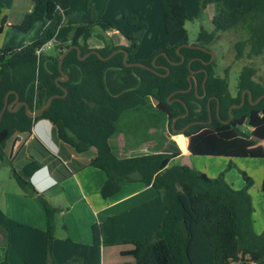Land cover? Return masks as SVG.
Listing matches in <instances>:
<instances>
[{
    "label": "trees",
    "instance_id": "16d2710c",
    "mask_svg": "<svg viewBox=\"0 0 264 264\" xmlns=\"http://www.w3.org/2000/svg\"><path fill=\"white\" fill-rule=\"evenodd\" d=\"M216 1L200 0L201 8ZM70 2L33 0V9L14 27L26 32L38 21L55 19L54 28L27 44L0 48V111L10 90L17 92L19 100L25 101L30 110L43 105L53 94H63V88L67 90L65 96L53 98L36 117L28 116L24 105L14 111L5 109L0 119V161L9 158L6 145L11 138L21 133L30 134L36 121L47 119L55 128L57 138L75 152L95 149L96 154L89 165L105 173L106 178L100 187L103 198L116 194L122 182L140 181L157 190L163 206L158 229L143 241H134L133 247L121 251L122 255H131L135 264H264V227L260 233L253 229L254 208L247 192L252 179L244 171H239L245 185L234 189L224 178L226 169L232 167L231 160L225 170L209 177L189 165L171 163L180 151H161L158 148L141 154L119 155L114 150V141L120 132L119 120L125 113L148 109L151 112L146 113V118L150 123L157 126L167 122L171 134H178L172 130L171 122L185 112L183 102L189 113L175 121L176 129L195 120L206 121L207 100L212 96L209 102L211 123L189 126L175 137L179 143L185 139L179 146L185 149L187 141V149L192 155L264 159V147L260 143L264 141V97L258 103H252L264 94V77L258 76L257 67L243 64L234 95L228 86V70L220 75L215 71L217 63H202L201 60L209 59L205 51L181 47L179 53L184 56V62H168L167 58L175 62L180 60L176 47L188 42L186 35L173 45L157 41V48L149 59H139L136 52L146 24L134 14L124 13L127 23L136 30L125 34L128 46L114 45L105 34L112 23L96 15L92 0H85L83 22L68 29L67 42L56 44L52 52L37 53L40 47L53 39L54 30L62 23ZM162 19L165 32L175 33L188 19L186 7L180 0H165ZM211 23L213 30L210 33L199 32L193 43L212 45L220 33L242 26L246 28L247 36L234 43L235 60L251 62L261 58L264 61V0H240L239 6L233 10L220 7ZM69 45H78L81 56L92 50L107 56L117 48H124L128 52L127 62L140 61L147 65H151L156 54L164 52L166 56L159 55L155 63L167 66L169 72L166 74L164 68H157L154 72L141 66H126L122 52L107 60L100 59L95 53L80 59L77 50L71 49L62 61V71L67 79L58 81L57 78L62 77L58 68V59L63 51L60 46L66 48ZM192 58L191 69L205 68L208 72L204 89V72L198 71L195 74L198 91L178 92L189 86L187 63ZM244 89L250 91L251 100L246 92L244 104L230 109L231 105L241 102ZM204 91L205 96L200 98ZM172 92L175 93L170 95ZM14 98L15 94L10 93L7 102ZM229 112L232 113L231 119L223 122L229 118ZM245 122L251 129L242 130ZM43 154L53 158L46 152ZM13 175L22 192L36 197L44 210L45 264H64L55 261L51 253L53 220L59 208L49 202L43 191L33 186L28 176L25 178L17 171H13ZM261 193L264 205V167ZM91 231L93 244L100 245V225L93 224ZM88 250L87 244L76 242L74 259L81 262L88 256ZM0 254L1 263L7 264L2 246Z\"/></svg>",
    "mask_w": 264,
    "mask_h": 264
},
{
    "label": "crops",
    "instance_id": "0c3cea01",
    "mask_svg": "<svg viewBox=\"0 0 264 264\" xmlns=\"http://www.w3.org/2000/svg\"><path fill=\"white\" fill-rule=\"evenodd\" d=\"M92 4L98 17L111 21L112 26L105 31L111 42L128 46L125 34L134 33L136 28L127 23L123 14L133 9H128L124 0H92ZM210 4L215 5L211 9L216 13L222 7L218 1ZM33 5V0H0V48L27 44L54 28L55 19L38 21L26 32L14 27ZM84 10L85 0H71L45 51L51 52L56 44L68 41V29L83 22ZM6 152L10 158L23 156L20 168L29 170L27 176L33 186L59 208L53 220L51 253L55 261L64 264H135L131 255H122L121 251L133 247L134 241H143L158 229L163 206L155 188L140 181L122 182L116 194L103 198L100 187L105 173L89 165L96 154L95 149L75 152L57 138L55 128L47 119L36 121L30 134L21 133L11 138ZM45 152L53 158L46 157ZM194 156L198 155L190 154L186 141V152L180 150L178 163H184L186 159L198 170L191 161ZM233 159L238 158H231V161ZM4 203L6 213L5 218L0 216V246L4 248L7 264H45L46 217L40 202L19 191L9 193ZM95 223L101 228L100 245L93 244L91 227ZM76 242L89 247L88 256L81 262L73 257ZM1 260L0 254V264H3Z\"/></svg>",
    "mask_w": 264,
    "mask_h": 264
},
{
    "label": "rangeland",
    "instance_id": "374dc122",
    "mask_svg": "<svg viewBox=\"0 0 264 264\" xmlns=\"http://www.w3.org/2000/svg\"><path fill=\"white\" fill-rule=\"evenodd\" d=\"M165 0H124L127 2L129 11L141 19L147 25V29L143 32L139 42V50L136 54L139 59L147 60L153 50L157 48V41L167 44H175L179 42L184 35L188 37V42L192 43L196 40L199 32L205 31L210 33L213 30L211 19L215 10V5H208L201 8L200 0H181L186 6L188 19L185 21L182 29L172 34H167L163 27L162 6ZM225 10H233L240 4V0H218ZM212 6V7H211ZM212 8V9H211ZM216 13V12H215ZM247 36L245 27L237 26L227 32H222L212 45L218 48L217 66L221 75L223 70L227 69V80L229 90L232 94H236L237 78L243 64H253L257 67L258 76L264 77V61L257 58L251 62L247 60H235L233 45L237 40ZM53 51V50H52ZM51 51V52H52ZM151 112L148 109L142 111L125 113L119 120L120 132L115 139L114 150L119 155H135L156 149L161 151H180V144L176 141L178 134H171L168 129L167 122H162L157 126L150 123L146 118V113ZM208 121L203 124H210ZM242 130H247V122L241 126ZM165 137H164V136ZM185 140V139H184ZM183 140V141H184ZM180 142L181 144L183 143ZM264 147V142H261ZM94 150V148H93ZM91 151L88 152L90 154ZM29 153V152H27ZM22 155L15 158H6L0 161V216L5 218V197L9 193L22 191L13 171H17L21 176L27 178V168L21 169ZM179 157H175L173 162L178 163ZM231 159L212 156H194L191 161L194 166L204 172L209 177L217 176L221 171L225 170ZM232 167L226 169L224 178L234 188L241 189L245 182L239 171H244L251 179L252 185L247 190L254 212L252 214L253 229L256 233H260L264 227V205L262 201L261 182L263 177V158H238L233 159ZM237 264V263H232Z\"/></svg>",
    "mask_w": 264,
    "mask_h": 264
},
{
    "label": "water",
    "instance_id": "95a60500",
    "mask_svg": "<svg viewBox=\"0 0 264 264\" xmlns=\"http://www.w3.org/2000/svg\"><path fill=\"white\" fill-rule=\"evenodd\" d=\"M182 46H184V47H190V48H198V49L205 50V48H204L203 46L198 45V44H192V43H188V42H187V43H184V44H181L180 46H178V47L176 48V52H178V54H180V56H181L180 61L175 62V61H172V60H170L169 58H167V60H168V62H169L170 64H179V63H182V62L184 61V56H183L181 53H179V49H180V47H182ZM60 49L63 50V51H62V53L60 54L59 59H58V68H59V71H60L62 77L59 76V77L57 78L58 81H65V80L67 79V75L62 71V61H63L64 56H65V55H66L71 49H76V50H77V54L79 55V58H80V59H84V58H85L88 54H90V53H95L100 59H102V60H107V59H109L110 57H112L115 53L122 52V53H123V62H124V64H125L126 66H141V67H143V68H147V69H149V70H151V71H154V72H157L156 69L159 67V66L155 63L156 58H157L159 55H164V56H166V54H165L164 52H160L159 54H156V55L153 57V59H152V61H151V65H147V64H145V63H143V62H140V61L127 62V55H128V52H127V50L124 49V48H117V49L113 50L112 52H110L107 56H102V55H100V53H99L97 50H92L91 52H88V53H86V54H84V55L81 56V55H80V48H79L78 45H69V46L66 47V48H63L62 46H60ZM191 61H192V60H190V61L188 62L189 75H188L187 78H188L189 86H188V88H186V89H183V90H177L178 92H186V91H189V90L192 88L193 85H194L195 92H197V80H196V78H195L196 70H192V69L190 68ZM162 67L166 70V74H167V73L169 72V68H168L167 66H162ZM203 71L205 72V76H204V79H203V82H202V85H203V87H204V83H205V81H206V79H207L208 72H207L205 69H203ZM163 75H165V74H163ZM63 91H64L63 94H61V95H59V94H53V95H51L50 97L47 98V100L45 101V103H44L43 105H41L40 107H38V108H36V109H34V110H30L28 104H27L25 101H21V100H19L18 93L15 92L14 90H10V91L7 92V94H6V96H5V103H4V106H3L2 110L0 111V119H1L2 113L5 111L6 108H8L9 111H14V110H16L20 105H24V107H25V111H26V114H27L28 116H30V117H36V116H38L39 114H41V113H42V112H43V111L49 106L50 101H51L53 98H55V97H59V96H65L66 93H67V90H66L65 88H63ZM247 91L249 92V94H248V99L251 100L252 95H251V93H250L249 90H247ZM10 93H14V94H15V98H14V100H13L12 102H9V103H8V102H7V99H8V95H9ZM174 93H175V92H172L170 95H172V94H174ZM263 97H264V94L258 96L254 101H252V103H253V104L258 103ZM243 102H244V91L242 92V95H241V102H240L239 104H233V105L230 107V109L241 106V105L243 104ZM183 105H184V107H185V112H184L183 114H181V115H178V116L174 117V118L172 119V122H171L172 130H173L175 133H183V132L185 131V129H187L189 126H191V125H193V124H197V123H206V122H208V121H210V122L212 121V118H211V116H210V111H208V112H209V118H208L207 121H192V122H189L187 125L183 126L182 128L176 129V128L174 127V123H175V121H176L178 118H180V117H185V116L188 114V112H189V109H188L187 105H186L184 102H183ZM208 108H209V106H208ZM217 116H218V114H217ZM231 117H232V113L229 112V118H228L227 120L223 121V122H228V121L231 119ZM182 135H183V134H182ZM182 164H186V165H189V166H190L189 161L186 160V159H185L184 163H182Z\"/></svg>",
    "mask_w": 264,
    "mask_h": 264
},
{
    "label": "flooded vegetation",
    "instance_id": "af4514ba",
    "mask_svg": "<svg viewBox=\"0 0 264 264\" xmlns=\"http://www.w3.org/2000/svg\"><path fill=\"white\" fill-rule=\"evenodd\" d=\"M187 43V42H186ZM189 43V42H188ZM182 44H184V43H182ZM192 44H196V43H193L192 42ZM181 45V44H180ZM180 45H178V46H180ZM199 45V44H198ZM177 46V47H178ZM176 47V48H177ZM182 47H184V46H182ZM203 47L205 48V50H203V51H205L206 53H208L209 54V59L207 60V61H205V60H201L202 61V63L204 64V65H208V64H214V63H217V54H218V48L216 47V46H214V45H209V46H204L203 45ZM181 48V47H180ZM190 48V47H189ZM180 50V49H179ZM202 50V49H201ZM157 59V58H156ZM180 59H181V56H180ZM184 60H185V58H184ZM190 60H194V58H192V59H190ZM189 60V61H190ZM156 61V60H155ZM180 61V60H179ZM188 61V62H189ZM192 61H191V63H192ZM184 62V61H183ZM187 65H188V63H187ZM218 65V64H217ZM216 65V67H215V71L218 73V74H220L221 75V73H220V71L218 70V66ZM159 67L158 68H163L162 66H165V65H158ZM190 66H191V64H190ZM191 68V67H190ZM203 69H205V68H200L199 70H196V73L198 72V71H203ZM193 70V69H192ZM206 70V69H205ZM207 71V70H206ZM204 72V71H203ZM223 72H224V70H223ZM195 73V74H196ZM189 75V74H188ZM204 76H205V72H204ZM188 77V76H187ZM208 77V76H207ZM196 78V77H195ZM204 79V78H203ZM197 80V79H196ZM202 82H203V80H202ZM204 85H205V83H204ZM202 87H203V85H202ZM191 89H194V85L192 86V88ZM190 89V90H191ZM203 89H204V87H203ZM189 90V91H190ZM194 91H195V89H194ZM197 91H198V83H197ZM244 91V102H245V93L246 92H248L247 91V89H244V90H242V92ZM242 92H241V95H242ZM248 94H249V92H248ZM205 96V91L203 92V94L202 95H200L199 97L200 98H203ZM213 97L211 96V97H209L208 98V100H207V108H208V106H209V102H210V100L212 99ZM176 99H178V98H176ZM171 102V101H170ZM244 102H243V104H244ZM218 106H219V103H217V109H218ZM232 106V105H231ZM230 106V107H231ZM208 111H210V116H211V118H212V114H211V109H210V106H209V108H208ZM189 113V112H188ZM218 114V111H216V115ZM188 115V114H187ZM208 118H209V112H208ZM208 118H207V120H208ZM206 120V121H207ZM195 121H197V120H195ZM187 125V124H186ZM1 242V241H0ZM1 247V246H0Z\"/></svg>",
    "mask_w": 264,
    "mask_h": 264
},
{
    "label": "built area",
    "instance_id": "2783aa9c",
    "mask_svg": "<svg viewBox=\"0 0 264 264\" xmlns=\"http://www.w3.org/2000/svg\"><path fill=\"white\" fill-rule=\"evenodd\" d=\"M49 47V42L37 50V53L44 52ZM189 151V150H188Z\"/></svg>",
    "mask_w": 264,
    "mask_h": 264
}]
</instances>
